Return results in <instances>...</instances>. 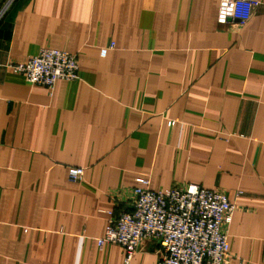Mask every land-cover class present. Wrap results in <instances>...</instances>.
Segmentation results:
<instances>
[{"label": "crops", "instance_id": "1", "mask_svg": "<svg viewBox=\"0 0 264 264\" xmlns=\"http://www.w3.org/2000/svg\"><path fill=\"white\" fill-rule=\"evenodd\" d=\"M259 1L241 22L225 0H0V264H124L96 239L139 177L226 194L225 264H264ZM41 48L74 54L78 78L48 88L5 66ZM157 249L143 239L129 264Z\"/></svg>", "mask_w": 264, "mask_h": 264}, {"label": "built area", "instance_id": "2", "mask_svg": "<svg viewBox=\"0 0 264 264\" xmlns=\"http://www.w3.org/2000/svg\"><path fill=\"white\" fill-rule=\"evenodd\" d=\"M225 1L231 4L230 17L241 22L260 5L259 0ZM6 67L21 74L27 83L48 88L57 80L78 78L76 56L59 49L41 48L24 61L8 62ZM83 174L82 167L68 169L71 181ZM137 181L142 185L133 188L134 199L128 211H106L103 234L96 239L99 247L120 245L124 264H129L146 238L158 245L156 264H225L232 257L224 225L231 220L234 206L226 194L193 183L151 190L148 178L139 177Z\"/></svg>", "mask_w": 264, "mask_h": 264}, {"label": "rangeland", "instance_id": "3", "mask_svg": "<svg viewBox=\"0 0 264 264\" xmlns=\"http://www.w3.org/2000/svg\"><path fill=\"white\" fill-rule=\"evenodd\" d=\"M7 64V63H6ZM6 64H5V66H6ZM25 80V79H24Z\"/></svg>", "mask_w": 264, "mask_h": 264}]
</instances>
